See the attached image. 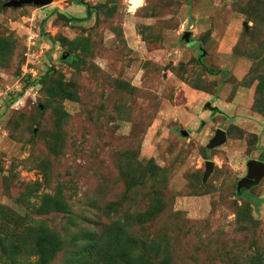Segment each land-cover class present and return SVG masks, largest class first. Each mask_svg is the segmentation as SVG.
<instances>
[{
	"label": "rangeland",
	"instance_id": "rangeland-1",
	"mask_svg": "<svg viewBox=\"0 0 264 264\" xmlns=\"http://www.w3.org/2000/svg\"><path fill=\"white\" fill-rule=\"evenodd\" d=\"M131 5L0 8V264H264V0Z\"/></svg>",
	"mask_w": 264,
	"mask_h": 264
},
{
	"label": "water",
	"instance_id": "water-1",
	"mask_svg": "<svg viewBox=\"0 0 264 264\" xmlns=\"http://www.w3.org/2000/svg\"><path fill=\"white\" fill-rule=\"evenodd\" d=\"M51 0H8L2 4H0V8L4 7H18L25 4H33L37 6H44L50 3ZM182 39L189 43L190 41V32L186 31ZM199 44V43H198ZM205 107L211 110H216V106H212L211 102H206ZM226 139L225 131L222 129H217L215 135L211 139L209 146L214 147L223 143ZM213 162L207 161L206 162V171L204 174V179L207 178L209 173L212 171ZM264 177V161L261 160H249L247 162V175L242 177L237 183V190L240 191L241 188H250L260 183L262 178Z\"/></svg>",
	"mask_w": 264,
	"mask_h": 264
},
{
	"label": "bare ground",
	"instance_id": "bare-ground-1",
	"mask_svg": "<svg viewBox=\"0 0 264 264\" xmlns=\"http://www.w3.org/2000/svg\"><path fill=\"white\" fill-rule=\"evenodd\" d=\"M131 2V9L134 10L136 9L137 7L141 6L142 4V0H130Z\"/></svg>",
	"mask_w": 264,
	"mask_h": 264
},
{
	"label": "trees",
	"instance_id": "trees-1",
	"mask_svg": "<svg viewBox=\"0 0 264 264\" xmlns=\"http://www.w3.org/2000/svg\"><path fill=\"white\" fill-rule=\"evenodd\" d=\"M88 250V249H87Z\"/></svg>",
	"mask_w": 264,
	"mask_h": 264
}]
</instances>
